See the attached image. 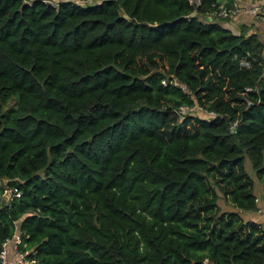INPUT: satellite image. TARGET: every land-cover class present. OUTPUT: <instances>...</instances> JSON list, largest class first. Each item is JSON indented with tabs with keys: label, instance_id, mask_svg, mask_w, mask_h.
<instances>
[{
	"label": "trees",
	"instance_id": "1",
	"mask_svg": "<svg viewBox=\"0 0 264 264\" xmlns=\"http://www.w3.org/2000/svg\"><path fill=\"white\" fill-rule=\"evenodd\" d=\"M77 1L0 0V249L17 231L37 264H264L238 212L245 158L264 180L259 35L207 19L230 0Z\"/></svg>",
	"mask_w": 264,
	"mask_h": 264
},
{
	"label": "built area",
	"instance_id": "2",
	"mask_svg": "<svg viewBox=\"0 0 264 264\" xmlns=\"http://www.w3.org/2000/svg\"><path fill=\"white\" fill-rule=\"evenodd\" d=\"M45 3H55L62 0H42ZM66 1V0H64ZM73 2H79L77 0H70ZM189 4L197 5L198 0H188ZM212 16L216 19L227 20L234 18H241L248 16L249 18H258L264 22V1L262 0H230L228 5L221 2L215 11L209 13L207 17ZM242 65H247L245 62H240ZM264 76V68L262 70ZM164 84V81H162ZM173 82V85H176ZM178 114L184 115L192 112H202L213 116L212 112H205L197 106L181 105L177 109ZM232 131V126L229 127ZM17 196L18 194L15 193ZM264 227V225H262ZM20 245V236L17 231L12 234L11 239L5 240L1 244L0 249V264H37L35 260L27 257L28 251H19L18 246ZM23 246V245H22Z\"/></svg>",
	"mask_w": 264,
	"mask_h": 264
},
{
	"label": "rangeland",
	"instance_id": "3",
	"mask_svg": "<svg viewBox=\"0 0 264 264\" xmlns=\"http://www.w3.org/2000/svg\"><path fill=\"white\" fill-rule=\"evenodd\" d=\"M75 3H82V2H75ZM211 18H207L209 21H213L215 18L212 16H209ZM203 21H207V20H203ZM202 116V114L200 115ZM245 170L248 173V175L253 178V184L255 185L253 193L255 194L256 197V210L254 212L253 215V220L256 222H261L264 220V180L262 182L257 181L255 177H253V172L251 171L250 167H249V163L247 158H245ZM8 191L5 190L4 194H7ZM218 192V191H217ZM218 195V199H222L220 194L217 193ZM219 206H220V210H224L226 208V203H224V201L219 200L218 202ZM228 209H232V207H228ZM239 215L245 220L246 218L249 217V212H245V211H238ZM261 224V228L262 227Z\"/></svg>",
	"mask_w": 264,
	"mask_h": 264
},
{
	"label": "crops",
	"instance_id": "4",
	"mask_svg": "<svg viewBox=\"0 0 264 264\" xmlns=\"http://www.w3.org/2000/svg\"><path fill=\"white\" fill-rule=\"evenodd\" d=\"M207 18H211V17H207ZM239 25L247 26L249 28V32L257 33L264 44V22H262L258 18H249L248 16L241 17L238 19L237 18L227 19L224 22H222V26L226 29L231 30L232 32H236L238 30ZM252 214L254 213H250L249 217L246 218L245 220L254 221ZM257 223L264 224V220L261 222H257Z\"/></svg>",
	"mask_w": 264,
	"mask_h": 264
}]
</instances>
